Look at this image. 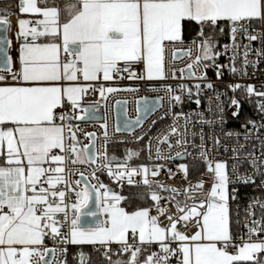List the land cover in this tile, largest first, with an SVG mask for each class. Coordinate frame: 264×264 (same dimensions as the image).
<instances>
[{
    "label": "snow or ice",
    "instance_id": "obj_1",
    "mask_svg": "<svg viewBox=\"0 0 264 264\" xmlns=\"http://www.w3.org/2000/svg\"><path fill=\"white\" fill-rule=\"evenodd\" d=\"M11 14L31 15V19L19 18L13 30L19 42L15 70L9 55L13 41L7 35L12 29ZM193 25L198 28L191 41L197 55L185 68H174L172 79H177V71L181 73L180 79H207L206 74L198 77L196 70L201 64L206 68L205 61H212L216 66L219 53L214 37L226 32H230L232 41L233 63L229 71L233 74L240 71L246 76L248 67L258 66L264 57V0H75L64 9L55 3L50 5L49 0H19L16 13L0 14V264H68L67 246L84 244L98 245L97 251L103 249L108 264H172V257L176 256L177 264H264V239H261L264 200H250L244 210L247 231L235 232L233 224L240 225L239 209L237 219L233 220L230 199H236L237 189L228 164L215 162L213 165L203 143L200 154L212 174L211 188L204 193L206 181L200 180L185 190V200H179L176 197L181 194L180 190L156 179L163 164L153 168L132 166L131 161L138 153L129 150L122 163L112 166L116 157L107 154V123L103 125V151L95 132L83 133L89 144L80 139L82 123L97 118L101 101L105 102L106 109L111 94L139 91L138 88L105 87V82L166 81L169 47L173 50V61L192 55V48L179 49L185 44V33ZM257 25L259 31H256ZM42 37L51 42H37ZM244 40L248 43H243ZM254 41L260 42V48L251 49ZM240 48H243V62L238 70L235 58ZM228 49L229 45H225V52ZM250 51H255V60H249ZM134 64L143 65V74L138 75L132 69ZM220 75L217 72L218 78ZM206 87L213 89L214 86L208 83ZM229 87L234 93L243 90L248 100L257 97L256 111L264 116V92H257L253 85L237 83ZM201 89L199 83L193 87L180 83L175 87H151L150 91H163L171 110L184 103V96L190 101L196 97L195 103L199 105ZM97 94L100 100L87 101L88 96ZM164 99V96L155 101L141 98L137 102L136 119H126L123 129L116 130L135 131L157 106L163 107ZM230 104L234 106L232 115L238 117L241 102L232 98ZM184 120V133L173 126L167 134L154 138L156 159H175L163 155V145L171 152L187 143V115ZM220 122L223 123L222 117ZM205 123L211 124V121ZM243 128L244 142L248 143L264 129V119L259 123L248 120ZM173 135L181 138L173 143L170 139ZM226 135L235 136L239 144V132ZM199 138L203 142V134ZM216 143L219 144V139ZM259 143L260 157L249 152L246 159L253 176L264 177V139ZM241 149H232L237 161ZM147 150L151 159V139ZM101 159L105 162L99 163ZM85 164L95 165L91 177L85 178V173L79 172L80 179L73 181L69 168ZM180 168L187 178V166L181 164ZM237 170L238 163H234L231 172L237 182L255 184L253 176L238 174ZM97 172H105L117 182L126 179L129 184L133 183V177H142L137 183L147 189L144 196L154 202L156 215L151 214L150 207L129 211L121 206L125 197L105 185ZM167 175L173 177L171 169ZM92 179L97 183H92ZM197 191L203 193V199L192 195ZM161 192L170 195L161 196ZM70 194H74V199L69 204ZM189 199L191 204L187 202ZM162 200L173 203L176 213L162 207ZM161 216L168 221L166 226H162ZM86 217L94 218V223ZM189 223L195 227L191 235L187 234ZM178 225L185 231H179ZM47 240L57 247H48ZM113 244L118 246V258L114 261L110 254ZM153 246L159 250L151 251ZM57 254L61 259L57 260ZM125 254L127 259L119 258ZM89 259L83 252L78 255L79 264H86Z\"/></svg>",
    "mask_w": 264,
    "mask_h": 264
},
{
    "label": "built area",
    "instance_id": "obj_2",
    "mask_svg": "<svg viewBox=\"0 0 264 264\" xmlns=\"http://www.w3.org/2000/svg\"><path fill=\"white\" fill-rule=\"evenodd\" d=\"M56 3H60V0H56ZM4 11H0V14H3ZM12 13V12H8ZM10 18L15 19L14 26L16 27V14H11ZM259 26H256V31H259ZM194 39V38H193ZM193 39H184L185 44L179 49V51H186L188 48H192V55L190 57H184L182 59H177L173 61V50L169 47L167 52V65L166 71L168 73V79L166 81H147V80H136V79H124V80H115L113 84L118 85L119 89H128V88H138V92H128L121 91L115 94H111L106 102L107 107L105 109V102L101 101L98 107V111L102 108V120L97 122H87L82 123V133L80 139L84 144H89L90 140L86 139L83 136V133L95 132L98 137V144L101 146L100 150L103 151L104 136H103V125L107 123V132L109 143L107 145V154L108 156L116 157L118 162H113V167L116 163H122L127 155L129 150L138 153V156L135 157L131 164L132 166L137 165H147L149 168L154 167L156 164H163L164 167L161 169V174L158 179L162 184L168 185L170 187H175L180 190V195H177V199L185 200L186 194L185 190L189 185H196L200 180L206 181L204 184V193H207L211 188V177L212 174L207 171V164L205 159L201 157V148L200 145L203 143L204 148L209 153V158L213 162H226L228 164L229 174L232 177L234 186L237 189L236 199H230V208L232 211L233 220L237 219V209H239L238 219L240 220V225L235 227L238 229V234H245L247 229L244 226L245 219V208L248 207V204L252 198H260L264 200V186H262V181L264 177L253 176V169L246 159V156L249 152H254L256 157L261 155V146L259 143L260 139H264V129H261L259 136L253 135L248 143L244 142V128L243 125L248 120H253L259 123L264 116L259 114L256 111L257 108V97L253 96L251 100H248L245 96L243 90H237L235 93L230 89L229 85L231 84H242V85H253L257 92H264V57L260 58L259 65L256 67L249 66L247 69V75H243L242 72L237 71L233 74L229 71L232 66L233 61L231 57L233 52L231 49V38L230 32L225 40L220 44L217 43L216 51L219 55L216 58L215 65L213 66L212 61H205L208 66L205 68L201 64L197 70V76H202L206 74L207 79H194L190 80L186 77L180 79L181 73L176 72L177 79H172L173 69L185 68L188 63H191L192 60L197 55L195 46L192 45L191 41ZM237 43H241V38L237 37ZM243 43H248L247 40H244ZM229 45L227 52L224 50V46ZM18 46L14 38V42L9 49V55L12 57L13 69L18 68L16 60L18 57ZM260 42L254 41L251 43V49L255 50L260 48ZM256 55L255 51H250L249 60H255ZM243 62V48L239 49V53L235 58V67L239 70L242 67ZM222 66V67H221ZM132 69L138 74H143V65L134 64ZM217 72H220L221 75L217 77ZM183 83L189 87H193L196 83L202 85V89L199 94V99L201 103L197 105L195 103V98L190 101L187 96L183 97L184 103L178 105L176 108L169 110V104L166 94L163 91H150L151 87L161 88L162 85H176ZM208 83L213 84V89H208L206 85ZM195 91V89H194ZM217 95H219V101H217ZM160 96H164L163 107H157L153 112H151L143 121L142 126H137L135 131H117V119H116V104L117 102L125 103V114L127 119L135 120L139 114L137 111V102L143 97L148 99H157ZM235 98L241 102V108L239 116H233L234 106L230 104V99ZM87 101H96L100 100L99 95L88 96ZM219 105V106H218ZM97 111V112H98ZM199 113V115H197ZM175 114V115H174ZM176 115H180L179 119H176ZM184 115L188 116L189 127L187 129V143L182 147L174 148L169 152L167 145H163V155L165 157L171 155L175 159H165L158 160L156 159V146L157 140L155 137H162L167 134L170 129L175 126L179 129L180 133H184ZM221 117L223 118V123H221ZM155 121V123H153ZM205 121H211V124L205 123ZM251 128V125H249ZM227 132H239L241 135L239 137V144L236 142L237 138L235 136L229 137L226 135ZM196 134V135H194ZM199 134H203V142L199 138ZM143 136V140H138L137 138ZM181 137L178 135H173L170 139L173 143ZM151 139L152 143V156L151 159L148 155L147 145ZM219 139V144L216 143V140ZM118 145V148L113 149L110 152L111 145ZM241 145L243 148L241 149ZM233 148L241 149L239 151V161L235 160L234 157L236 153L232 151ZM181 153V156H177V153ZM99 163H104L103 159L98 161ZM234 163H238V174L253 176L255 179V184L244 185L237 182L236 175L232 174L231 168ZM184 164L188 168V175L185 178L184 172L181 170L180 165ZM92 167H95L93 165ZM92 167L85 165H76L69 168V171L73 173L72 179H80L79 172L85 173V178L91 177ZM171 169L173 172V177L169 178L167 171ZM97 175L100 177V180L107 185L109 188L113 189L117 194L120 195L117 189H122L125 187H144L142 184L137 182L142 180V177L135 176L133 177V183L129 184L125 179L124 181H114L112 180L105 172H97ZM151 179V177H150ZM92 183H97L94 179L91 180ZM82 186V185H81ZM232 185H230L231 190ZM103 191V190H102ZM161 196H168L169 193L161 192ZM192 195L196 196L197 199H203V193L197 191L193 192ZM74 199V194H70L68 197V203L70 204ZM149 206L152 208L151 214L156 215L155 208L153 203L150 201L149 197ZM188 204H191L192 201L189 199ZM161 206L169 209L172 213H176L175 206L173 203H169L167 200L161 201ZM260 210L256 209V217L259 218ZM162 226H166L168 221L161 216ZM179 231H185L184 228L178 225ZM64 231V229H62ZM195 231L193 223H189L187 226V234L191 235ZM255 239V237L253 238ZM261 239H264V234H262ZM48 247H57L53 245L51 240L46 241ZM72 245H68V249ZM58 247H63L59 245ZM98 245H92L91 248L100 253L103 257V249L97 251ZM112 253L111 258L114 259L117 257L118 246L113 244L111 246ZM158 246H153L151 251H158ZM230 252H235L236 249H229ZM79 253L76 255L78 259ZM90 259L86 261V264H91V257L89 254H85ZM104 258V257H103ZM61 259L59 254H57V260ZM178 260V256L172 257V261ZM78 264H79V260Z\"/></svg>",
    "mask_w": 264,
    "mask_h": 264
},
{
    "label": "trees",
    "instance_id": "obj_3",
    "mask_svg": "<svg viewBox=\"0 0 264 264\" xmlns=\"http://www.w3.org/2000/svg\"><path fill=\"white\" fill-rule=\"evenodd\" d=\"M18 2L19 0H0V11L13 12L16 13L18 11ZM56 3V0H49V4ZM198 28L196 25H193L191 30L185 33L184 39H193L196 37V33ZM229 32H226L224 35H218L214 37L218 44H220L223 40H225L228 36ZM119 146L111 145L110 152L113 149L118 148ZM121 196L125 197V199L121 202V206L127 208V210L131 211L135 208L140 207H148L150 202L149 198H145L144 194L147 189L145 187H125L122 189H117ZM233 230L238 232V229L233 224ZM80 252L84 254H89L91 257V264H108V262L102 257V255L96 251H94L91 246H71L68 249L67 261L68 264H78V259L76 255ZM118 256L114 259L116 260ZM122 259H127V254L119 257Z\"/></svg>",
    "mask_w": 264,
    "mask_h": 264
},
{
    "label": "water",
    "instance_id": "obj_4",
    "mask_svg": "<svg viewBox=\"0 0 264 264\" xmlns=\"http://www.w3.org/2000/svg\"><path fill=\"white\" fill-rule=\"evenodd\" d=\"M7 35H8V33H7ZM0 67H2V64H0ZM148 100L149 101H155L157 99H148ZM96 117L97 118L94 121H90V122H97V121L102 120V108H100L99 111L96 112ZM116 119H117V127H120L121 129H123L124 122L127 119L126 114H125V103L124 102H120L119 105L116 104ZM124 131H127V130H124ZM110 157H113V156H110ZM114 162H118V160L116 159V161H114ZM89 207L93 208V210H95V208L92 204H90ZM85 219L90 223H94V218H92V217H86Z\"/></svg>",
    "mask_w": 264,
    "mask_h": 264
},
{
    "label": "crops",
    "instance_id": "obj_5",
    "mask_svg": "<svg viewBox=\"0 0 264 264\" xmlns=\"http://www.w3.org/2000/svg\"><path fill=\"white\" fill-rule=\"evenodd\" d=\"M74 2H75V0H60V3H55V4L57 6H59L61 9H64L66 5L71 4V3H74ZM62 14H63V12H62ZM16 16H17V20H16L17 23H18V19L19 18L31 19V15L30 14H24L23 16H18L16 14ZM10 22H11V25H12V29H10L9 31L11 32V37H12V40L14 41L15 36H14V31H12V30L15 29V26H14L15 19H11ZM17 23H16V25H17ZM37 42H51V41H49L46 38H43L42 37ZM16 63H17V66H18L17 60H16ZM114 81L105 82V87H115V88H118L119 87L118 85L113 84ZM5 148H6V146H5ZM72 246H92V245L84 244V245H72ZM177 262H178V260L172 261V264H177Z\"/></svg>",
    "mask_w": 264,
    "mask_h": 264
},
{
    "label": "bare ground",
    "instance_id": "obj_6",
    "mask_svg": "<svg viewBox=\"0 0 264 264\" xmlns=\"http://www.w3.org/2000/svg\"><path fill=\"white\" fill-rule=\"evenodd\" d=\"M12 18H10V20H11ZM8 36H9V39H11L12 40V37H11V32L9 31L8 32ZM13 41V40H12ZM14 42V41H13Z\"/></svg>",
    "mask_w": 264,
    "mask_h": 264
},
{
    "label": "rangeland",
    "instance_id": "obj_7",
    "mask_svg": "<svg viewBox=\"0 0 264 264\" xmlns=\"http://www.w3.org/2000/svg\"><path fill=\"white\" fill-rule=\"evenodd\" d=\"M13 31V30H12ZM218 47V46H217ZM217 47H216V49H217ZM153 168V167H152Z\"/></svg>",
    "mask_w": 264,
    "mask_h": 264
}]
</instances>
